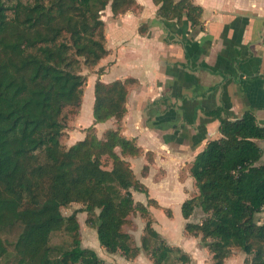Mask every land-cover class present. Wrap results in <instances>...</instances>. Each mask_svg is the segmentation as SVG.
<instances>
[{
  "label": "trees",
  "instance_id": "16d2710c",
  "mask_svg": "<svg viewBox=\"0 0 264 264\" xmlns=\"http://www.w3.org/2000/svg\"><path fill=\"white\" fill-rule=\"evenodd\" d=\"M152 2L157 18L201 27L202 10L193 0ZM108 7L113 17L140 10L135 0H0V237L19 231L7 264H105L81 246L82 213L108 254L134 259L143 252L152 264H165L173 251L180 253L154 231L147 207L168 217L170 210L149 198L127 161L143 155L120 134L131 80L96 81L93 124L82 141L61 142L82 104L83 70L100 74L96 68L109 54L102 20ZM110 119L116 129L97 138L94 126ZM219 133L190 165L196 194L180 212L184 220L195 209L203 217L185 223L184 231L200 237L212 264H224L233 250L245 255L244 264H264V224L256 222L264 210V163L254 142L264 128L245 116L220 119ZM132 192L144 194L146 206ZM72 204L80 208L63 216ZM135 213L146 220L139 247L124 230ZM56 233L68 235V248L50 245ZM176 260L189 261L183 253Z\"/></svg>",
  "mask_w": 264,
  "mask_h": 264
},
{
  "label": "crops",
  "instance_id": "0c3cea01",
  "mask_svg": "<svg viewBox=\"0 0 264 264\" xmlns=\"http://www.w3.org/2000/svg\"><path fill=\"white\" fill-rule=\"evenodd\" d=\"M135 2L140 6L137 12L117 17L112 16L109 7L103 12L109 54L96 68L102 72L88 76L86 88L94 92L96 81L110 84L131 80L120 134L133 141L143 155L127 161L137 180L147 188L149 198L165 208L148 184L177 189L187 184L196 194L189 168L206 144L220 137V119L237 121L250 116L264 128V0H193L202 10L201 27L195 29L186 21L177 24L175 20L157 18L158 7L152 0ZM85 91L79 113L63 137L66 147L82 141L85 129L93 124L94 93L87 116L77 119L86 99ZM94 127L100 139L104 132L115 130L116 123L110 119ZM254 142L260 150V163H264V139ZM185 168L184 181L180 174ZM187 199L188 196L181 198L180 206ZM137 203L146 206L147 198ZM147 209L151 213L152 208ZM169 210L171 217L159 210L167 221L158 231L152 218L154 231L169 247L185 254L187 264H212L200 237L184 231L185 223L200 221V210L195 209L188 220L182 218L177 226ZM196 210L200 212L198 217ZM256 222L264 224V210L256 215ZM143 228H138L137 242L134 239L138 247ZM99 249L103 255L98 256L105 264H152L143 252L134 259H125L120 253L108 254ZM235 251L238 250H233L224 264L237 263L239 255L245 257L240 251L234 255Z\"/></svg>",
  "mask_w": 264,
  "mask_h": 264
},
{
  "label": "rangeland",
  "instance_id": "374dc122",
  "mask_svg": "<svg viewBox=\"0 0 264 264\" xmlns=\"http://www.w3.org/2000/svg\"><path fill=\"white\" fill-rule=\"evenodd\" d=\"M102 17H105V13H102ZM103 20V19H102ZM105 32V30H104ZM83 75H87V77L92 74L91 72H88L86 70H83L82 72ZM95 85V84H94ZM87 87V84H86ZM85 95H86V99L84 100V105L82 106V112L81 114L77 117V119H79L80 117L85 118L87 116V107L89 104V100L91 98V96L93 97V89L89 90V87L86 88L85 91ZM93 108V107H92ZM75 121L74 119H71V121L69 122V126ZM65 140H61V142H64ZM186 173V168L182 171V173L180 174V179L184 180L183 178H186L187 175ZM176 178V174L173 175V180H175ZM172 178L170 177V180ZM150 187V191L151 193H153L154 195L157 194L158 197V201L166 208H169L172 210L173 215H174V220H173V224L174 226H177L178 223L182 220L181 217V213H180V201L181 198L183 197H193L194 193L192 194V190L193 187L190 185H184V187L181 189H177V187H173L171 185H167L166 188H161L158 187V185H153L152 183L148 184ZM153 186H157L156 188ZM135 195V197L133 196V200L134 202H145L146 198L144 196V194L142 193H137V192H133ZM153 198V197H152ZM142 200V201H141ZM77 208H80L79 205L76 204H72L70 205L68 208L66 209H62L61 210V214L63 216H68L70 215L74 210H76ZM147 208H152L150 209L151 213L149 212V214L151 215L152 218L155 219L156 221V230L158 231L160 226L162 225V223L164 221H167L166 217L164 216V213L162 211H159L153 207H147ZM200 214V212L198 210H196L195 212V216L198 217V215ZM85 218L86 215L84 213L82 214H78L77 215V222L80 228V232H81V246L83 248H88V249H92L94 251H96L97 255H103L102 251L99 249V244L97 241V237H96V233L95 231L88 229L86 227L85 224ZM146 223L145 219H141L139 216V213H135L134 215L129 217V225L126 226L124 228V230L129 233L131 235L132 240H136L139 238L140 233H139V227L140 226H144ZM153 223V220H152ZM19 231L18 230H13L8 234H2V237H0V255H3L7 252H9L7 255L3 256L2 259H0V264H7V261L10 262V254L12 253V245L18 235ZM158 234V233H157ZM159 235V234H158ZM3 240L6 242V245L3 243ZM7 243L9 244V246L7 245ZM50 245L54 246V247H60L62 249H66L70 246V238L68 237V235L63 234V233H56L54 235L51 236L50 238ZM95 248V249H94ZM11 252V253H10ZM238 253V251L234 252V255H236ZM106 254V253H105ZM180 254H182L181 252H177V251H173V253L170 255V258L168 259V261L165 264H179L176 260L177 257L180 256ZM245 257H243L242 255H239V258L236 259L237 263L234 264H244V259ZM245 260V259H244ZM243 262V263H242ZM233 264V263H231Z\"/></svg>",
  "mask_w": 264,
  "mask_h": 264
},
{
  "label": "built area",
  "instance_id": "2783aa9c",
  "mask_svg": "<svg viewBox=\"0 0 264 264\" xmlns=\"http://www.w3.org/2000/svg\"><path fill=\"white\" fill-rule=\"evenodd\" d=\"M263 139H264V135H263Z\"/></svg>",
  "mask_w": 264,
  "mask_h": 264
}]
</instances>
